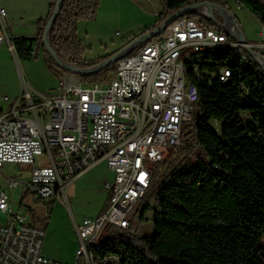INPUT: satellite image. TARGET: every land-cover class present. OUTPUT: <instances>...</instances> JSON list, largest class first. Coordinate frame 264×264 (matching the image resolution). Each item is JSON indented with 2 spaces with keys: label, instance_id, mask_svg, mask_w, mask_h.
I'll use <instances>...</instances> for the list:
<instances>
[{
  "label": "built area",
  "instance_id": "2783aa9c",
  "mask_svg": "<svg viewBox=\"0 0 264 264\" xmlns=\"http://www.w3.org/2000/svg\"><path fill=\"white\" fill-rule=\"evenodd\" d=\"M196 14L214 27L178 17L162 34L122 49L108 80L83 83L57 66L55 94L26 91L13 102L0 99V171L21 166L31 174L27 182L7 178L0 186V264H63L43 255L45 231L30 223L11 193L26 190L43 203L62 200L70 183L101 162L114 174L103 185L110 204L76 225L73 264H123L118 255L92 253V246L106 242L111 228L137 235L153 170L181 146L183 126L198 101L181 69L196 65L199 77L207 52L215 48L264 51L261 33L256 44H243L233 17L219 7L200 6ZM6 17L0 8V47L7 39ZM9 49L15 51L14 45ZM228 77L225 70L219 79L227 83ZM3 102L10 104L6 111Z\"/></svg>",
  "mask_w": 264,
  "mask_h": 264
},
{
  "label": "trees",
  "instance_id": "16d2710c",
  "mask_svg": "<svg viewBox=\"0 0 264 264\" xmlns=\"http://www.w3.org/2000/svg\"><path fill=\"white\" fill-rule=\"evenodd\" d=\"M48 1L36 38L16 39L13 45L20 59L41 52L54 71L57 63L45 49L44 33L58 0ZM158 1L162 12L155 25L134 40L179 10L204 2L230 11L234 1L264 28V0ZM99 5L100 0H63L48 35L63 63L91 68L111 58L86 60L78 38V23L94 19ZM184 17L214 27L198 14ZM256 52L264 58V51ZM114 70L115 63L109 64L80 79L102 82ZM225 70L230 71L227 83L219 79ZM188 79L198 93L192 120L183 126L181 146L155 166L142 200L141 222L149 223L152 233L137 236L111 228L101 253L118 255L123 264H264V70L245 49L226 47L207 54L199 77L189 69Z\"/></svg>",
  "mask_w": 264,
  "mask_h": 264
},
{
  "label": "rangeland",
  "instance_id": "374dc122",
  "mask_svg": "<svg viewBox=\"0 0 264 264\" xmlns=\"http://www.w3.org/2000/svg\"><path fill=\"white\" fill-rule=\"evenodd\" d=\"M237 5L234 1H229L230 11L246 40L256 44L259 41L258 33H261L263 40L264 28L248 10ZM161 12L158 0H100L95 18L78 23V38L85 48L84 58L95 60L114 56L132 43L134 37L155 25ZM30 175V171L24 167L4 166L0 171V186L5 184L7 178L27 182ZM99 175L101 180L109 177L110 180L112 176L105 165L99 170ZM96 193L95 197H98L99 193ZM91 194V191L79 183L75 192L66 188L62 200L51 204L39 202L30 211L33 225L46 233L44 242L69 264L74 263L75 253L72 255L70 248L75 241V225H80L84 217L100 208L99 197L91 201ZM146 217L149 218L150 214ZM2 221L3 217H0V222ZM140 225L137 236H145L152 231L149 223L141 222Z\"/></svg>",
  "mask_w": 264,
  "mask_h": 264
},
{
  "label": "crops",
  "instance_id": "0c3cea01",
  "mask_svg": "<svg viewBox=\"0 0 264 264\" xmlns=\"http://www.w3.org/2000/svg\"><path fill=\"white\" fill-rule=\"evenodd\" d=\"M0 8L4 9L7 14V39L0 47V99L7 97L13 102L26 91L40 95L55 94L60 85L58 73L48 67L41 52L38 53L37 58L26 60L20 59L15 51H10L9 49V46L12 45L16 39L33 40L36 38L37 23L47 17L49 13V1L0 0ZM9 106L10 104L7 102L2 103V108L5 111ZM104 165L112 175L110 180V177L104 180L99 178V170L102 169ZM113 179V172L109 170L105 162H101L70 183L67 190L75 192L78 189V184L82 183L86 190L91 191V201L93 199L96 200V198L99 197L98 204L100 208L93 214L86 216L97 217L102 214V210L104 209L110 194L103 189V185L105 183H112ZM96 192L99 193L98 197H95L97 194ZM16 196L17 198H15ZM11 199L29 216L30 223L33 224L30 211L34 210L39 202H43L28 193L26 190L12 192ZM57 200L58 199L51 201L50 204ZM151 233L152 231L148 235ZM77 247V234H75V241L70 248L72 255L75 253ZM43 255L48 259L63 264H69V262L61 258L59 253L48 247L46 242H44L43 246Z\"/></svg>",
  "mask_w": 264,
  "mask_h": 264
},
{
  "label": "water",
  "instance_id": "95a60500",
  "mask_svg": "<svg viewBox=\"0 0 264 264\" xmlns=\"http://www.w3.org/2000/svg\"><path fill=\"white\" fill-rule=\"evenodd\" d=\"M63 4V0H58L57 4H56V8L51 16V18L49 19V21L46 24V29H45V33H44V46L46 51L48 52V54L55 60V62L57 63V66L60 67L61 69H63L66 72L69 73H73L77 76H84L90 73H94L97 72L101 69H103L104 67L108 66L109 64H113L116 61L117 58V54H115L114 56H112L111 58H109L107 61L100 63L94 67L91 68H80V67H75V66H71L68 64L63 63L54 53L52 47L49 44V30L53 24V22L55 21V19L58 16V13L62 7ZM200 6H204L207 7L208 9H212L213 7H219L221 10H223L224 12H226L227 14L231 15L233 17V20L235 22V24L237 25V21L235 19V17L233 16V14L226 10L225 8H223L220 5H214V4H210L208 2H204V3H200V4H195V5H191L188 7H185L181 10H179L177 13L171 15L170 17H168L159 27H157L156 29H154L153 31L144 34L140 37H144L145 41H149L153 38H155L157 35L162 34V32L164 31V29L170 24L172 23L175 19H177L178 17L184 16L187 13H197V8H199ZM238 27V25H237ZM240 34L242 36V43L243 44H247L248 41L246 40V38L244 37V35L241 33ZM140 37H138L137 39H139ZM135 39V40H137ZM134 40V41H135ZM247 51V53L251 56V58L253 59V61L261 68L264 70V58L258 54L256 51H254L253 49H251L250 47H246L245 49Z\"/></svg>",
  "mask_w": 264,
  "mask_h": 264
},
{
  "label": "bare ground",
  "instance_id": "6f19581e",
  "mask_svg": "<svg viewBox=\"0 0 264 264\" xmlns=\"http://www.w3.org/2000/svg\"><path fill=\"white\" fill-rule=\"evenodd\" d=\"M264 41V39H263ZM228 47H232V48H236V46H228ZM217 49L219 48H215L213 50H209L207 52L208 53H212V52H215ZM244 60L246 61V58L244 57ZM189 69L193 70L194 72H196V65H187L186 68H182L181 69V77L182 79L185 80V86H188L190 87V94L191 95H196V98H198V93H197V89L194 85H192L190 82H189V79H188V73H189ZM229 78V77H228ZM105 242H100L96 245H93L92 246V253H101V246L104 244Z\"/></svg>",
  "mask_w": 264,
  "mask_h": 264
}]
</instances>
